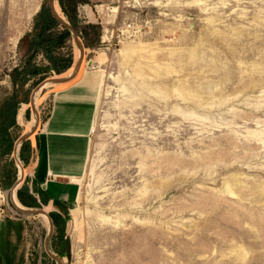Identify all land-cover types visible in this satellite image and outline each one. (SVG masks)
<instances>
[{
	"label": "rangeland",
	"instance_id": "1",
	"mask_svg": "<svg viewBox=\"0 0 264 264\" xmlns=\"http://www.w3.org/2000/svg\"><path fill=\"white\" fill-rule=\"evenodd\" d=\"M91 2L96 22L71 28L101 76L85 171L47 209L22 138L48 114L49 64L79 47L27 52L48 0H0V220H27V264H264V0ZM22 188L46 215L16 210ZM23 243L2 221L0 262Z\"/></svg>",
	"mask_w": 264,
	"mask_h": 264
},
{
	"label": "crops",
	"instance_id": "2",
	"mask_svg": "<svg viewBox=\"0 0 264 264\" xmlns=\"http://www.w3.org/2000/svg\"><path fill=\"white\" fill-rule=\"evenodd\" d=\"M89 3L92 4L91 0ZM77 12L78 18L83 22H96L90 4L80 5ZM70 50L71 67L59 75L60 83L51 82L54 88L50 92L48 114L28 138L31 146L28 176L45 199L44 203H39L47 209L59 202L70 203L74 198L76 181L85 171L89 136L101 83V76L97 71L81 69L83 58L81 60L80 51L77 49L75 52L72 47ZM2 221H18L24 228V243L15 255L4 253L5 258L7 257L6 264H27V220L6 218L0 220V226ZM10 242L8 236V248Z\"/></svg>",
	"mask_w": 264,
	"mask_h": 264
},
{
	"label": "trees",
	"instance_id": "3",
	"mask_svg": "<svg viewBox=\"0 0 264 264\" xmlns=\"http://www.w3.org/2000/svg\"><path fill=\"white\" fill-rule=\"evenodd\" d=\"M66 3V4H65ZM88 4V0H59V5L62 9L64 16L67 18L69 22V27L73 30H78V26L81 24L80 19L78 18L77 8L80 5ZM35 29H38V41H36L35 37L29 39V42L26 46V51L31 52L36 49H41L45 54L47 60L52 61L53 55H59V49L61 47L60 39L64 37L70 36V31L67 27L61 25L53 16L50 7L42 6L39 13L36 15L35 19ZM55 26H62L63 32L56 33L53 37L52 35H44V30L49 31V28H54ZM88 26V25H87ZM88 27H92L89 25ZM81 34H87L81 30ZM88 37V36H87ZM60 44V45H59ZM48 52L52 53L48 54ZM61 63V61H60ZM72 58L71 55L67 56V60L64 61L62 66H56L55 63L49 64L48 70L51 72H55L56 74H60L68 70L71 66ZM60 68V71L58 69ZM30 74V73H29ZM21 76L24 74H20ZM8 127V126H7ZM27 144H22L21 149L26 148ZM1 182V178H0ZM23 188L17 192L18 201L25 206L26 208H36L37 203L34 198H30V201H25L23 198Z\"/></svg>",
	"mask_w": 264,
	"mask_h": 264
},
{
	"label": "water",
	"instance_id": "4",
	"mask_svg": "<svg viewBox=\"0 0 264 264\" xmlns=\"http://www.w3.org/2000/svg\"><path fill=\"white\" fill-rule=\"evenodd\" d=\"M48 4H49V7H50L51 12H52L53 16L55 17V19H56L61 25L67 27L68 30H70L71 34L74 36L75 41H76L77 44H78L79 51H80V54H81V60H82V58H83V54H82V51H81V47H80V45H79V43H78V37L75 35V32L71 29V27H69L67 24L61 22V21L57 18L56 14H55L54 0H48ZM52 82H53V83H60L61 81H59V80H53ZM32 132H33V131H32ZM32 132H31L30 134H32ZM28 136L30 137V135H27V136H25L24 138H22V141L25 140L26 138H28ZM17 185H18V183L16 184V186H17ZM12 195H13V193H12ZM11 199H12V198H11ZM12 202H13V200H12ZM14 206H15V205H14ZM15 208H16V210H18L21 214H23V215H25V216H32V215H46L42 210H24V209H20V208H17V207H15ZM49 229H50V230H49V233H51L52 230H53V226H52L51 222H50V227H49ZM62 255L65 256V253H63ZM55 260L58 261V258H55Z\"/></svg>",
	"mask_w": 264,
	"mask_h": 264
},
{
	"label": "bare ground",
	"instance_id": "5",
	"mask_svg": "<svg viewBox=\"0 0 264 264\" xmlns=\"http://www.w3.org/2000/svg\"><path fill=\"white\" fill-rule=\"evenodd\" d=\"M54 7H55L56 12H58V7L56 6V4H54ZM18 119H21L20 114H19ZM71 219H72V218H71ZM71 226H72V225H71Z\"/></svg>",
	"mask_w": 264,
	"mask_h": 264
},
{
	"label": "built area",
	"instance_id": "6",
	"mask_svg": "<svg viewBox=\"0 0 264 264\" xmlns=\"http://www.w3.org/2000/svg\"><path fill=\"white\" fill-rule=\"evenodd\" d=\"M0 198L3 199V196L1 195V193H0Z\"/></svg>",
	"mask_w": 264,
	"mask_h": 264
},
{
	"label": "flooded vegetation",
	"instance_id": "7",
	"mask_svg": "<svg viewBox=\"0 0 264 264\" xmlns=\"http://www.w3.org/2000/svg\"><path fill=\"white\" fill-rule=\"evenodd\" d=\"M62 252L65 253V251H62ZM63 253H62V254H63ZM65 254H66V253H65Z\"/></svg>",
	"mask_w": 264,
	"mask_h": 264
}]
</instances>
